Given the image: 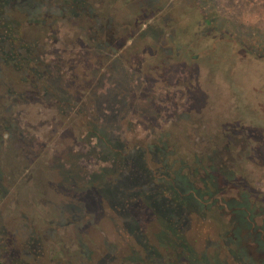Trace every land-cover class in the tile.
I'll return each mask as SVG.
<instances>
[{
  "label": "rangeland",
  "instance_id": "rangeland-1",
  "mask_svg": "<svg viewBox=\"0 0 264 264\" xmlns=\"http://www.w3.org/2000/svg\"><path fill=\"white\" fill-rule=\"evenodd\" d=\"M125 1L5 4L0 264H264V0Z\"/></svg>",
  "mask_w": 264,
  "mask_h": 264
},
{
  "label": "trees",
  "instance_id": "trees-1",
  "mask_svg": "<svg viewBox=\"0 0 264 264\" xmlns=\"http://www.w3.org/2000/svg\"><path fill=\"white\" fill-rule=\"evenodd\" d=\"M10 1L11 0H0V55H1L2 59L5 61L6 67L8 68V70H7V72L9 71L7 74L9 77L8 79H10V78L12 79L14 74H17L15 76H18V75L23 76V73H21V72H20V74H19V72L15 73L16 71H19V69L21 70V68L23 70L27 71V74H26L27 76L24 75L25 77H23V78L19 77V79H18L16 77H14V80L16 79L15 81L19 80L16 83L17 87H18V86H20V84L22 82H28V77H30V75L36 74V72H34V70L32 68H30L29 66L28 67L25 66V62L27 59L25 57H27L26 54L28 52V46L30 45L29 42L27 43L23 39V36H24V28H23L24 23L23 22L25 21V19L23 17H21V15L13 16L14 14L9 12V10L5 8V4H9ZM129 1L130 0H128V2ZM126 2L127 1H125V0H120L119 3L125 4ZM122 4H120L121 7H122ZM104 25H107L106 30L109 32V35L111 36V38L116 37L114 34H116L117 32L115 31L112 22L103 23L100 26L104 27ZM2 46H4V48H2ZM0 69H1V67H0ZM0 76L7 78L5 75H3L2 71H0ZM36 77L37 76H34L35 81H36ZM35 84H36V82H35ZM32 85L34 86V84H32ZM10 91H12V89H10ZM13 92H14V90H13ZM221 148H222V145L221 146L217 145V147H215L216 150L212 151V155H213L212 160L214 161L215 164H213V166H212V164L209 165L206 169L203 168L205 170V174L207 175V178H208V184L206 185L207 186L206 194L208 196L207 203H209L208 204L209 206H211V205L215 206L216 205L213 202V200L216 197L215 196L216 193L220 192L219 187L222 188V186H223V189H226L227 188L226 180H228V182H229V181H232V178H234L231 170L230 171L228 170V167L230 168V166L228 165V162L226 163L224 161L225 157L223 156V153H221V150H220ZM227 157H229L228 160L231 162L232 159L230 157H232V156L231 155L229 156V153H228ZM200 163H201V161H198L197 164H199V165L195 164L194 166H192L190 168L191 171L193 172V174L197 173L199 171V169L202 168V167H200ZM225 201L228 202L227 199H225ZM227 204L230 205L231 208H233L231 203H227ZM222 205L223 204H221L220 206H222ZM234 207L237 208L239 206H234ZM244 207H247V206H244ZM167 260L165 262H163L162 264H171V262L169 260L168 261ZM198 260H200L199 262H201L200 258ZM176 263L177 262H174V264H176ZM197 264H199V263L197 262Z\"/></svg>",
  "mask_w": 264,
  "mask_h": 264
}]
</instances>
